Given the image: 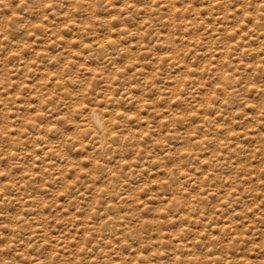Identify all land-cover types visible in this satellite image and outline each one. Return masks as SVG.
Returning <instances> with one entry per match:
<instances>
[{"label": "rangeland", "instance_id": "374dc122", "mask_svg": "<svg viewBox=\"0 0 264 264\" xmlns=\"http://www.w3.org/2000/svg\"><path fill=\"white\" fill-rule=\"evenodd\" d=\"M0 264H264V0H0Z\"/></svg>", "mask_w": 264, "mask_h": 264}, {"label": "bare ground", "instance_id": "6f19581e", "mask_svg": "<svg viewBox=\"0 0 264 264\" xmlns=\"http://www.w3.org/2000/svg\"><path fill=\"white\" fill-rule=\"evenodd\" d=\"M93 117H94V118H93V119H94V120H93V121H94L93 123H94L95 125H98V124H99V118H98V116H97V115H94Z\"/></svg>", "mask_w": 264, "mask_h": 264}]
</instances>
